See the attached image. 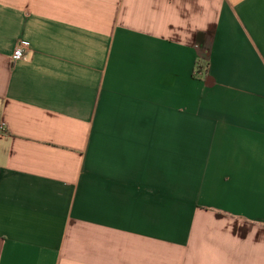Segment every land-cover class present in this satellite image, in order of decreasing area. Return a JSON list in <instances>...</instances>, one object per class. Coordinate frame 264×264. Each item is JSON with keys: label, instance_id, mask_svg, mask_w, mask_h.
<instances>
[{"label": "crops", "instance_id": "0c3cea01", "mask_svg": "<svg viewBox=\"0 0 264 264\" xmlns=\"http://www.w3.org/2000/svg\"><path fill=\"white\" fill-rule=\"evenodd\" d=\"M0 124V264H264V0H0Z\"/></svg>", "mask_w": 264, "mask_h": 264}, {"label": "built area", "instance_id": "2783aa9c", "mask_svg": "<svg viewBox=\"0 0 264 264\" xmlns=\"http://www.w3.org/2000/svg\"><path fill=\"white\" fill-rule=\"evenodd\" d=\"M26 50H27V45L22 42H19L13 51L12 59L15 61L21 60L24 57ZM5 131H6L5 125L0 124V133H4Z\"/></svg>", "mask_w": 264, "mask_h": 264}, {"label": "trees", "instance_id": "16d2710c", "mask_svg": "<svg viewBox=\"0 0 264 264\" xmlns=\"http://www.w3.org/2000/svg\"><path fill=\"white\" fill-rule=\"evenodd\" d=\"M205 66L201 63H197L193 72V78H200V75L204 73Z\"/></svg>", "mask_w": 264, "mask_h": 264}]
</instances>
